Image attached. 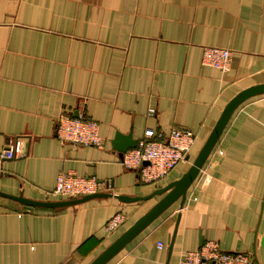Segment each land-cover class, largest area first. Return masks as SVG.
<instances>
[{"label":"crops","instance_id":"obj_1","mask_svg":"<svg viewBox=\"0 0 264 264\" xmlns=\"http://www.w3.org/2000/svg\"><path fill=\"white\" fill-rule=\"evenodd\" d=\"M205 46L232 50L227 71L202 64ZM261 84L264 0H0V157L13 152L1 161L0 192L67 200L51 191L71 172L95 177L99 193L149 195L189 168L236 94ZM61 113L95 120L103 146L59 140ZM147 128L195 134L187 161L151 184L112 144L116 135L137 144ZM7 195L0 264H88L164 193L56 208ZM117 213L123 222L107 232ZM208 240L264 264V93L234 110L182 208L176 200L105 264H181Z\"/></svg>","mask_w":264,"mask_h":264},{"label":"built area","instance_id":"obj_2","mask_svg":"<svg viewBox=\"0 0 264 264\" xmlns=\"http://www.w3.org/2000/svg\"><path fill=\"white\" fill-rule=\"evenodd\" d=\"M232 50L224 47L205 46L202 64L225 72L229 69ZM156 113L149 109L148 115ZM98 123L81 113L76 116L61 113L57 116L55 133L59 140L74 146H94L101 148L103 140L99 135ZM195 140V134L188 129L172 128L167 134L152 128L145 130V136L135 147L123 153L121 164L125 169L137 172L139 183L151 184L165 177L178 164L187 161ZM13 152L5 147L0 157L10 158ZM99 182L95 177H81L71 172H60L56 177L52 195L63 199L79 198L98 191ZM195 199V197L193 198ZM123 214L113 215L105 225L107 232H113L123 222ZM158 248L162 242L157 241ZM251 252L226 251L218 242L208 240L196 251L186 252L181 264H253Z\"/></svg>","mask_w":264,"mask_h":264},{"label":"water","instance_id":"obj_3","mask_svg":"<svg viewBox=\"0 0 264 264\" xmlns=\"http://www.w3.org/2000/svg\"><path fill=\"white\" fill-rule=\"evenodd\" d=\"M262 93H264V84L246 88L236 94L224 107L212 131L210 132L206 141L200 148L199 152L197 153L189 168L181 175V177L174 181H171L164 187L154 190L149 195L128 197L125 195H111L96 192L79 198H69L67 200L35 201L23 198L22 196H12L3 194L2 192H0V194L5 196L7 195L8 197L22 202L27 208H32L34 206L56 208L77 204L97 197L114 196L120 201L128 202L134 200H144L152 197L153 195L164 193V195L158 200V202H156L149 210H147L142 216H140L130 227L123 231L104 250H102L95 258H93L88 263L105 264L115 254H117L134 236H136L140 231H142L148 224H150L176 200H179V207L182 208L188 187L197 177L199 170L202 168L204 162L206 161L208 155L210 154L212 148L214 147L216 141L218 140L220 134L222 133L225 125L227 124L234 110L246 99ZM121 138L122 136L116 135L115 140L112 144L113 147L118 151L119 156L122 157L123 153L127 149L136 146V142H133L135 140L127 139L126 143L122 144L120 143Z\"/></svg>","mask_w":264,"mask_h":264}]
</instances>
